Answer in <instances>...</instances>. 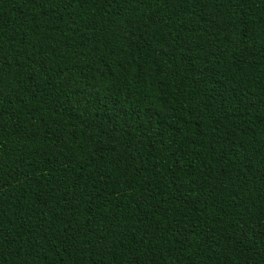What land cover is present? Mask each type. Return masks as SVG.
I'll list each match as a JSON object with an SVG mask.
<instances>
[{"label": "trees", "instance_id": "obj_1", "mask_svg": "<svg viewBox=\"0 0 264 264\" xmlns=\"http://www.w3.org/2000/svg\"><path fill=\"white\" fill-rule=\"evenodd\" d=\"M0 264H264V0H0Z\"/></svg>", "mask_w": 264, "mask_h": 264}]
</instances>
